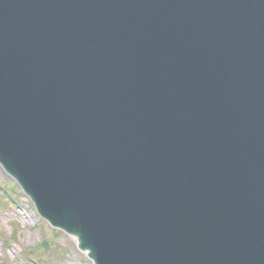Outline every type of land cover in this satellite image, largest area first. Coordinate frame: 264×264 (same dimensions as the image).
<instances>
[{
  "label": "water",
  "instance_id": "obj_1",
  "mask_svg": "<svg viewBox=\"0 0 264 264\" xmlns=\"http://www.w3.org/2000/svg\"><path fill=\"white\" fill-rule=\"evenodd\" d=\"M0 165L94 264H264V0H0Z\"/></svg>",
  "mask_w": 264,
  "mask_h": 264
},
{
  "label": "rangeland",
  "instance_id": "obj_2",
  "mask_svg": "<svg viewBox=\"0 0 264 264\" xmlns=\"http://www.w3.org/2000/svg\"><path fill=\"white\" fill-rule=\"evenodd\" d=\"M0 166V264H93L73 237L52 228Z\"/></svg>",
  "mask_w": 264,
  "mask_h": 264
},
{
  "label": "bare ground",
  "instance_id": "obj_3",
  "mask_svg": "<svg viewBox=\"0 0 264 264\" xmlns=\"http://www.w3.org/2000/svg\"><path fill=\"white\" fill-rule=\"evenodd\" d=\"M71 237H73L74 238V240H75V237L73 236V235H71V234H69Z\"/></svg>",
  "mask_w": 264,
  "mask_h": 264
}]
</instances>
